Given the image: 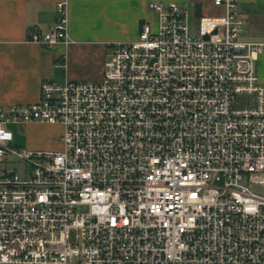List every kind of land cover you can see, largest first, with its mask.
<instances>
[{"label": "built area", "instance_id": "1", "mask_svg": "<svg viewBox=\"0 0 264 264\" xmlns=\"http://www.w3.org/2000/svg\"><path fill=\"white\" fill-rule=\"evenodd\" d=\"M214 3L150 2L100 80L0 103V264H264V42L241 38L239 0ZM56 8L27 41L70 42ZM30 123L60 126L59 147L15 144Z\"/></svg>", "mask_w": 264, "mask_h": 264}, {"label": "crops", "instance_id": "2", "mask_svg": "<svg viewBox=\"0 0 264 264\" xmlns=\"http://www.w3.org/2000/svg\"><path fill=\"white\" fill-rule=\"evenodd\" d=\"M176 1L190 15H220L214 0H0V103H30L40 96V83L50 78L98 81L114 41L137 37L141 23L154 13L150 2ZM65 2L70 42L50 47L27 41L29 32L42 33L58 18L56 5ZM245 19L241 38L264 42V0H239ZM264 84V52L257 62ZM50 124H25L26 146L43 149Z\"/></svg>", "mask_w": 264, "mask_h": 264}, {"label": "rangeland", "instance_id": "3", "mask_svg": "<svg viewBox=\"0 0 264 264\" xmlns=\"http://www.w3.org/2000/svg\"><path fill=\"white\" fill-rule=\"evenodd\" d=\"M155 15L153 16V18H151V22L154 21ZM54 127L51 128L49 135H47L45 137V140L47 142V144L41 148L43 149H55L59 147V143H60V136H61V127L60 126H56V125H52ZM11 129L13 131V135H14V143L19 145V146H26V128L25 125L22 126H18V125H12ZM82 210H84L82 208Z\"/></svg>", "mask_w": 264, "mask_h": 264}]
</instances>
